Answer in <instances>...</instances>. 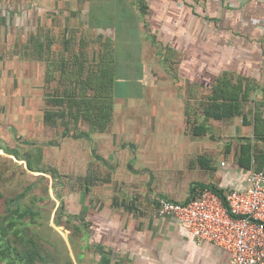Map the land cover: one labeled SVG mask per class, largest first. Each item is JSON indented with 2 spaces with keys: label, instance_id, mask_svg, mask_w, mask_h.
<instances>
[{
  "label": "crops",
  "instance_id": "obj_1",
  "mask_svg": "<svg viewBox=\"0 0 264 264\" xmlns=\"http://www.w3.org/2000/svg\"><path fill=\"white\" fill-rule=\"evenodd\" d=\"M110 1L0 0V147L41 146L61 174L73 173L72 207L93 238L94 264H227V251L159 216V200L243 189L257 170L256 158L248 169L238 157L248 139L264 149L254 137L255 115L264 116V0H112L137 24L153 91L116 96L102 133L45 125L47 62L35 58L34 41L94 25L93 14L102 21ZM110 24L101 35L114 39ZM220 79L251 91L233 102L240 114L208 115Z\"/></svg>",
  "mask_w": 264,
  "mask_h": 264
},
{
  "label": "trees",
  "instance_id": "obj_2",
  "mask_svg": "<svg viewBox=\"0 0 264 264\" xmlns=\"http://www.w3.org/2000/svg\"><path fill=\"white\" fill-rule=\"evenodd\" d=\"M44 38V42L42 37L34 41L35 58L47 62L44 124L52 128L62 127L69 134L75 132L89 136L107 131L113 124L117 95L118 61L112 39L90 37L80 29H71L62 38L48 32ZM250 92L241 83L220 79L214 88V102L209 104L208 115L222 119L240 114L238 104L233 102H239V97L247 100ZM254 125L255 139L264 143L262 114L256 113ZM0 150L24 161L31 172L41 173V176L59 175L58 168L47 161L41 146L21 144L16 151L3 147ZM253 157L259 164L257 170L264 171V149L259 150L248 139L238 160L250 169ZM202 189L224 198L225 190L216 186ZM17 197L6 199L0 193V264H40L45 260L42 248L24 223L27 218L34 220L39 212L23 204V196Z\"/></svg>",
  "mask_w": 264,
  "mask_h": 264
},
{
  "label": "rangeland",
  "instance_id": "obj_3",
  "mask_svg": "<svg viewBox=\"0 0 264 264\" xmlns=\"http://www.w3.org/2000/svg\"><path fill=\"white\" fill-rule=\"evenodd\" d=\"M119 3L112 0L108 2L101 11L106 18L101 21L93 14L92 20L96 24L90 22L81 32L90 37L111 38V33L101 35L103 31L100 28L102 22L112 23L110 26L115 27L116 35L111 39L120 63L116 96H125L133 101L142 98L143 92L153 91V88L150 85L152 82L148 85L146 81L149 75L144 70V46L138 38L137 24L134 19H129L127 8ZM101 13L97 12L99 16ZM63 169L62 165L61 169L58 168L59 175L54 177L51 174L41 176V173L28 170L24 161L0 151V193L6 199L23 196L22 203L39 212L35 221L27 218L24 223L42 248L45 260L40 264H94L93 258L97 256L93 238L84 217L74 214L70 198L77 184L66 178L73 173L61 174Z\"/></svg>",
  "mask_w": 264,
  "mask_h": 264
},
{
  "label": "built area",
  "instance_id": "obj_4",
  "mask_svg": "<svg viewBox=\"0 0 264 264\" xmlns=\"http://www.w3.org/2000/svg\"><path fill=\"white\" fill-rule=\"evenodd\" d=\"M159 216H172L199 243L227 251V264H264V171L252 170L243 189L224 198L205 190L189 202L159 200Z\"/></svg>",
  "mask_w": 264,
  "mask_h": 264
}]
</instances>
